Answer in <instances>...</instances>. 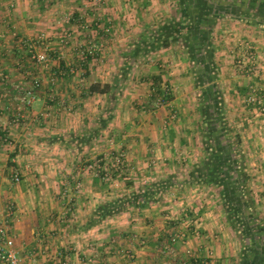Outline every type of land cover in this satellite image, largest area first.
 Segmentation results:
<instances>
[{
	"label": "crops",
	"instance_id": "crops-1",
	"mask_svg": "<svg viewBox=\"0 0 264 264\" xmlns=\"http://www.w3.org/2000/svg\"><path fill=\"white\" fill-rule=\"evenodd\" d=\"M44 48L47 62L35 64ZM33 77V102L14 108ZM253 91L258 101L247 104ZM0 132L12 138L0 144V225L23 264L30 249L33 264H238L242 232L222 196L249 198L264 222V19L245 0H0ZM211 138L217 161L207 157ZM232 147L246 160L234 162ZM83 148L124 152L121 176L85 170L72 191ZM210 163L218 178L241 180L207 183ZM160 180L156 201L84 228L104 197Z\"/></svg>",
	"mask_w": 264,
	"mask_h": 264
},
{
	"label": "trees",
	"instance_id": "trees-1",
	"mask_svg": "<svg viewBox=\"0 0 264 264\" xmlns=\"http://www.w3.org/2000/svg\"><path fill=\"white\" fill-rule=\"evenodd\" d=\"M235 1L240 2L241 0H235ZM245 1H248L249 6H252L254 9H256V11L258 12V15H261L262 19H264V0H245ZM184 39L186 41L185 37ZM167 44H168L167 40L162 41V45H167ZM90 87L92 90H95V91L110 92L109 86L107 84L102 88H100L96 84H93ZM109 99L110 100L114 99L113 92H110ZM238 140L239 139L236 136V141L238 142ZM204 145H205L206 151L208 152L207 157L209 159H216L215 161L219 160L218 159L219 157L216 158L215 156L216 155L215 151L214 152L209 151L208 148L211 147L214 150H217V148L218 149L221 148V145L215 144V141L213 138L209 140L206 139V141L204 142ZM232 148L234 150V154L230 155V157L233 159L234 162H236L237 156L241 155L240 150L238 149V147L236 148L232 147ZM217 166H218L217 163L216 164L210 163V165L208 166L207 169H209V172L206 173L208 174L207 183L212 182V183L223 184L225 182L226 184L227 183L230 184V182L231 183L234 182L233 180H235L234 178L236 177L241 180L242 175L240 174V172H237V174L236 173L233 174V177L230 176L229 177L230 179L228 178V180L225 175H223V178L221 179L218 178L219 176L222 177V175L217 174L218 173L217 172L218 169H216ZM238 168H239V165H238ZM238 168H237V164H235V169L239 171ZM213 175L215 179H213ZM161 182H162L161 180L157 182H152L150 184H147L144 187L140 186V188H138L137 190L131 191L128 194L113 197L110 200L100 202L95 207L91 217L86 222L84 228H89L93 226L94 224L100 222L102 219L108 216L119 214L125 211L129 207H144L148 205L150 202L156 201L157 200L156 193H158L157 188L161 185ZM238 187H239L238 190L241 192L240 188L242 189L243 184L239 182L237 188ZM242 191L243 193L239 195L243 197V194L245 195V191L244 190ZM240 200H241L240 202L236 201V203L231 202L230 195L226 194V191L223 192L222 201H223V204L225 205V212L227 214L228 221L235 231L239 230L242 232L241 234H238L240 235L239 237L243 241L241 256L239 258L238 264H264V238H263L264 237V222L260 218H258L257 215L255 214L253 206H252V202L249 198H246V200L245 198H242V199L240 198ZM240 206H243L246 209L247 207L250 208V213L247 216L244 213V216H243L242 208H240ZM252 233L254 236L256 235L257 237H260L259 235L262 234V237L258 238L262 240V244H258V243L256 244L253 238L251 239L252 244L245 242L244 237L250 236Z\"/></svg>",
	"mask_w": 264,
	"mask_h": 264
},
{
	"label": "built area",
	"instance_id": "built-area-1",
	"mask_svg": "<svg viewBox=\"0 0 264 264\" xmlns=\"http://www.w3.org/2000/svg\"><path fill=\"white\" fill-rule=\"evenodd\" d=\"M65 36L68 35V33L65 32L64 34ZM38 39H40L41 43L42 41L45 39V36L43 33H40L38 36ZM61 41L63 43L64 38H61ZM26 41L24 39H20V43H25ZM26 44V43H25ZM252 46H250L249 44L247 45L246 50L251 49ZM29 50L30 51H34L33 45L31 43V45H29ZM94 50L89 49V51H84L81 50L80 52V57L81 58H85L86 55L88 54H93ZM89 52V53H88ZM251 54V53H248ZM251 56V55H249ZM31 58L35 60L36 63L40 64V65H44L47 60H48V54L47 51L45 50H40V51H36L33 52L31 55ZM243 61V57H241L240 59H238V62L242 63ZM41 83L39 78L37 77H33L32 80L30 81V83L28 84L27 87L24 88L23 90V96L22 99L25 102L26 106H30L31 103L33 102L34 98H35V91L40 87ZM247 104H253L255 102L258 101V98L256 96V92L253 91V94L247 96V98L245 99ZM22 114L18 113L17 114V118H15V121L17 122L19 120V118L21 117ZM15 122V123H16ZM0 144L2 145H11L12 141L9 139V137L4 134V133H0ZM108 156H105V158H107ZM101 160V159H97L96 161ZM109 163H105L103 162V164H98L95 162H89L86 164V170H89L90 172H94L96 173L99 178L101 180H108L110 178H112L111 173L113 171L116 172H122L123 171V164H124V152H122L121 150L116 152L115 154H113V156L111 158H109ZM11 180L15 183L20 181V173L19 171H17L16 169L12 170V174H11ZM74 187L78 188L80 186V181L76 180L74 182ZM28 258L30 260V263L33 264L35 262V250L34 249H30L27 253ZM21 257L18 254L17 250L14 248L13 246V239L9 234V226L7 224H2L0 225V264H21Z\"/></svg>",
	"mask_w": 264,
	"mask_h": 264
},
{
	"label": "rangeland",
	"instance_id": "rangeland-1",
	"mask_svg": "<svg viewBox=\"0 0 264 264\" xmlns=\"http://www.w3.org/2000/svg\"><path fill=\"white\" fill-rule=\"evenodd\" d=\"M24 36H22V38H23ZM24 39V38H23ZM33 45H35V44H33ZM35 61V60H34ZM35 64H38V63H36L35 62ZM38 65H40V64H38ZM2 76L4 77V74H2ZM38 78V77H37ZM32 80V79H31ZM28 86V85H27ZM19 87V86H18ZM40 88V87H39ZM38 88V89H39ZM37 89V90H38ZM37 90L35 91V94H36V92H37ZM20 95V96H16V97H18L17 98V100H18V102L14 105V108H19L18 110H22L23 109V107L24 106H26L25 105V102L23 101V99H22V96H23V93H22V90L20 89V88H18V91H17V95ZM21 97V98H20ZM20 114H23L22 112L20 113ZM16 123H20V119L16 122ZM15 123V124H16ZM1 133V132H0ZM8 137H9V139L12 141V138L9 136V135H7ZM97 144H98V142H97ZM64 149H63V151H64V153H63V151L61 152V156L62 157H65V158H67L68 157V155H67V150H68V147H66V146H64L63 147ZM87 150H88V148L87 149H80V150H77V165H78V169L76 170V177H78L77 178V180L78 181H80L79 180V177L81 176V173L83 172V171H85L86 170V164L87 163H89V162H95V163H98L99 165L100 164H103V162H106V163H109L110 161H109V158H111L112 156H113V154H115L116 153V151H114V153L113 154H108L107 156V158H105V156L106 155H101L102 157H99L100 155H97L96 153H93V155L94 156H90V154L87 152ZM55 151H58V150H55ZM263 152V151H262ZM54 155V154H53ZM58 155V154H57ZM67 155V156H66ZM241 155H242V153H241ZM241 155H238V156H241ZM259 156V155H258ZM243 157L241 156V159H242ZM97 159H101V160H98V161H96ZM246 160V157L245 158H243V160ZM124 168V167H123ZM87 171V173H89L90 174V171L89 170H86ZM92 174H93V172H91ZM123 173V171L122 172H116V171H113L112 173H111V175H112V179H114L115 177H119V176H121V174ZM109 180V179H108ZM108 180H103V181H108ZM111 181V180H110ZM75 182V181H74ZM73 184H75V183H73ZM70 188H73L72 189V191H76V192H79L80 190H81V183H80V186L78 187V188H75L74 187V185L73 186H71ZM240 190H241V192H240V194H242L243 193V189H241L240 188ZM243 196H244V194H243ZM112 197H104V199H101V201H98L99 203L100 202H104V201H107V200H110ZM244 198H245V196H244ZM67 200V201H66ZM60 201H61V203H63V204H67V202H69V200H68V197L66 196V195H62V194H60ZM71 201V200H70ZM98 203V204H99ZM8 204H10V203H8ZM66 208V210L64 211V209ZM65 208H63V210L61 211V215H63L64 217H66V216H68V214L70 213V211L72 210L71 209V206L70 207H65ZM69 208V209H68ZM71 209V210H70ZM63 211H64V213H63ZM63 213V214H62ZM92 213L93 212H91V214L90 215H87V217H88V219H87V221L89 220V218L91 217V215H92ZM66 214V215H65ZM84 214V213H83ZM84 216H86V214L84 215ZM84 216L83 215H81V217H79V219L78 220H82V219H84ZM66 219V218H65ZM83 222H84V220H83ZM6 223V222H5ZM99 223V222H98ZM84 224V223H83ZM97 224V223H96ZM95 225V224H94ZM109 232H111V230L109 231ZM113 234V233H112ZM114 237V234L113 235H110V238H112V237ZM179 237H180V235H179ZM94 242V241H93ZM89 247H91V249L90 250H94L95 249V245H91V246H89ZM69 251H74V249H70ZM95 251V250H94ZM83 254V253H82ZM64 255V254H63ZM21 264H23L22 263V261H21ZM25 264H28V262L27 261H25ZM65 264H67V263H65ZM99 264H102L101 262L99 263Z\"/></svg>",
	"mask_w": 264,
	"mask_h": 264
}]
</instances>
